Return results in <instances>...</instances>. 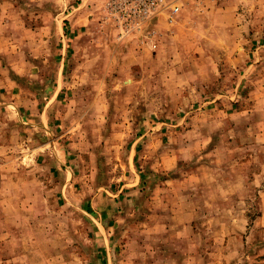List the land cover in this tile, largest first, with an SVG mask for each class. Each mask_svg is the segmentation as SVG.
Listing matches in <instances>:
<instances>
[{
  "label": "rangeland",
  "instance_id": "1",
  "mask_svg": "<svg viewBox=\"0 0 264 264\" xmlns=\"http://www.w3.org/2000/svg\"><path fill=\"white\" fill-rule=\"evenodd\" d=\"M166 5L0 0V264H264V0Z\"/></svg>",
  "mask_w": 264,
  "mask_h": 264
},
{
  "label": "crops",
  "instance_id": "2",
  "mask_svg": "<svg viewBox=\"0 0 264 264\" xmlns=\"http://www.w3.org/2000/svg\"><path fill=\"white\" fill-rule=\"evenodd\" d=\"M155 19H152L151 23L153 24L154 22L158 21L159 19H156V17H154ZM52 118L51 116H49L45 111H44V107L40 110V112H38L36 114V116L33 118V120L31 119H27V121L25 122L26 124L29 125H35L37 128L33 131H42L43 134L42 135H47L48 139H52V135H54L53 129L52 127H50L51 123H52ZM23 123V122H21ZM41 137H45V136H38L35 135L34 138H37L38 140V144L35 145V149L37 150L36 155H43L44 157V161L45 164H47L49 166V171L50 172H59V170H63V167L66 168L65 171L66 172H73L69 169V167H67V165L65 163L62 162V160H59V163H57L56 161H54L53 158H50V155L52 153V145L54 147H56V143L53 141L52 144H47L44 142L43 138ZM41 141V142H40ZM44 142V143H43ZM51 142V141H50ZM37 161H39V159H37ZM260 200H261V205H262V214L259 220V226L264 227V188L263 190H261L260 193ZM103 248L107 249V246H103Z\"/></svg>",
  "mask_w": 264,
  "mask_h": 264
},
{
  "label": "built area",
  "instance_id": "3",
  "mask_svg": "<svg viewBox=\"0 0 264 264\" xmlns=\"http://www.w3.org/2000/svg\"><path fill=\"white\" fill-rule=\"evenodd\" d=\"M122 9L139 11L147 20L161 14L167 8L166 0H121ZM176 11L178 8L175 9Z\"/></svg>",
  "mask_w": 264,
  "mask_h": 264
}]
</instances>
